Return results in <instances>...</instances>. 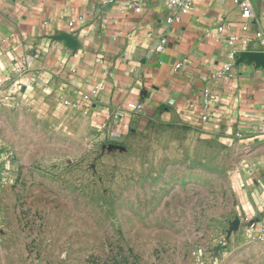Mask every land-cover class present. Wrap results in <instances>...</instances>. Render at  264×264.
<instances>
[{
	"label": "rangeland",
	"instance_id": "obj_1",
	"mask_svg": "<svg viewBox=\"0 0 264 264\" xmlns=\"http://www.w3.org/2000/svg\"><path fill=\"white\" fill-rule=\"evenodd\" d=\"M65 105L0 98V264H264L234 225L238 145L159 120L104 132Z\"/></svg>",
	"mask_w": 264,
	"mask_h": 264
},
{
	"label": "crops",
	"instance_id": "obj_2",
	"mask_svg": "<svg viewBox=\"0 0 264 264\" xmlns=\"http://www.w3.org/2000/svg\"><path fill=\"white\" fill-rule=\"evenodd\" d=\"M251 1L246 33L235 0H205L187 14L165 0H0V98L18 104L53 94L96 127L119 110L116 132L159 120L234 143L245 151L239 212L262 217L264 68L235 58L264 49L254 37L264 33V0ZM64 32L76 48L55 38ZM243 34L248 46L230 44Z\"/></svg>",
	"mask_w": 264,
	"mask_h": 264
},
{
	"label": "built area",
	"instance_id": "obj_3",
	"mask_svg": "<svg viewBox=\"0 0 264 264\" xmlns=\"http://www.w3.org/2000/svg\"><path fill=\"white\" fill-rule=\"evenodd\" d=\"M205 0H165L166 7L171 11H177L178 14H187L189 13L196 4L201 3ZM240 8L242 9L243 17L246 18L247 22L243 26V31L248 33L249 31V20L254 16L253 5L251 0H235ZM140 10L139 7L136 8ZM69 26L71 29L75 26V20L69 22ZM219 30H224V25L221 24L219 26ZM254 37L260 42L262 47L264 48V33L263 31H256ZM167 42L165 37L160 39L159 44L157 45V49L159 51L164 49V46ZM251 40L247 37V34L243 35H234L230 39L231 45H236L237 43H241L244 46H248ZM264 50V49H263ZM182 64H178L177 68H180ZM224 72H219V75L222 76ZM140 105L129 104V108H140ZM110 122L100 126L104 132H111L114 130L115 126L119 124L122 117L124 116L123 111H112L108 113ZM208 117L204 116L203 119L206 120ZM16 163V155L14 151L10 148H2L0 146V185H7L13 182L12 172L14 171V165ZM234 225L238 226L239 224H243L246 228L248 236L254 240L260 241L264 244V216L257 217L254 215H250L247 212H239L237 218L234 220Z\"/></svg>",
	"mask_w": 264,
	"mask_h": 264
},
{
	"label": "water",
	"instance_id": "obj_4",
	"mask_svg": "<svg viewBox=\"0 0 264 264\" xmlns=\"http://www.w3.org/2000/svg\"><path fill=\"white\" fill-rule=\"evenodd\" d=\"M56 39L65 41L70 48L77 47L76 38L67 32L56 35ZM235 58L238 63L249 61L254 63L258 68H264V50H243L235 54Z\"/></svg>",
	"mask_w": 264,
	"mask_h": 264
}]
</instances>
